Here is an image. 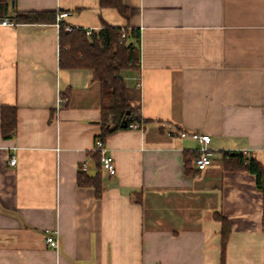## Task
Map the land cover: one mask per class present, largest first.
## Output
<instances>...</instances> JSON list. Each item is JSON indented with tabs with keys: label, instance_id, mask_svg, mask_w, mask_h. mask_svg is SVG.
I'll list each match as a JSON object with an SVG mask.
<instances>
[{
	"label": "crops",
	"instance_id": "obj_1",
	"mask_svg": "<svg viewBox=\"0 0 264 264\" xmlns=\"http://www.w3.org/2000/svg\"><path fill=\"white\" fill-rule=\"evenodd\" d=\"M123 2L128 17L100 0H15L94 32L140 29V69L125 74L141 80V126L106 137L116 171L102 170L101 196L77 181L82 164L97 171L94 70L60 65L57 22L0 25V264H264L263 193L224 165L229 151L264 163V0ZM3 106L17 108L9 137ZM204 145L211 164L187 166Z\"/></svg>",
	"mask_w": 264,
	"mask_h": 264
},
{
	"label": "trees",
	"instance_id": "obj_2",
	"mask_svg": "<svg viewBox=\"0 0 264 264\" xmlns=\"http://www.w3.org/2000/svg\"><path fill=\"white\" fill-rule=\"evenodd\" d=\"M103 7H116L125 17L129 9L123 0H100ZM11 17L16 22L56 23V11H19L11 9V0H0V19ZM126 36L122 39V34ZM141 32L139 28L104 26L98 32L88 35L86 29L74 27L68 30L66 23L60 22V65L64 68H92L95 80L100 84L101 137L105 141L118 129L130 128L132 123H141V91L137 85L129 84L125 72L140 69ZM139 76H137V80ZM2 135L11 136L17 127L16 106H3L1 112ZM113 124V126H112ZM200 150L185 151V163L196 161ZM224 165L228 170H248L256 177L257 188L263 193L262 224L264 228V163L256 157H248L245 152H226ZM228 156V159H227ZM96 173L90 175L80 167L78 184L92 186L97 196L103 192L102 164L98 152L93 153ZM187 167V171H188ZM198 169V168H197ZM199 170V169H198ZM216 217L223 223V246L231 231L229 219L221 213Z\"/></svg>",
	"mask_w": 264,
	"mask_h": 264
},
{
	"label": "built area",
	"instance_id": "obj_3",
	"mask_svg": "<svg viewBox=\"0 0 264 264\" xmlns=\"http://www.w3.org/2000/svg\"><path fill=\"white\" fill-rule=\"evenodd\" d=\"M68 15V12H62L58 14L57 17V25L60 27V22L64 19L65 16ZM17 22L12 19L11 17H3L0 19V25H15ZM66 27L68 30H73L74 26L70 25V24H66ZM86 32L88 35H91L94 30L92 28H88L86 29ZM126 36L125 33L122 34V39ZM137 86L141 87V80L137 82ZM58 101H61V98L59 96ZM141 126V123H132L130 125V128H139ZM192 136L197 139L199 142L201 143H206L209 141L210 139V135L209 134H203L200 132H193ZM200 155L197 157L196 161H195V165L199 170H204L208 165L211 164L212 162V152L208 149V147L206 145L201 146L200 147ZM93 153L98 152L100 155V161L103 167V170H106L110 173H114L116 171V163H115V158L112 155V153H110L109 148L106 146L105 141L103 140V138L101 136H98L95 144L92 148ZM16 156L13 155L10 160L9 163L12 165L16 164ZM81 168L83 170H87V165L86 164H82ZM46 242L49 244L50 247L53 248H57L59 246V241L57 239V232L56 231H47L46 234Z\"/></svg>",
	"mask_w": 264,
	"mask_h": 264
},
{
	"label": "water",
	"instance_id": "obj_4",
	"mask_svg": "<svg viewBox=\"0 0 264 264\" xmlns=\"http://www.w3.org/2000/svg\"><path fill=\"white\" fill-rule=\"evenodd\" d=\"M11 7L12 9L15 8V0H11Z\"/></svg>",
	"mask_w": 264,
	"mask_h": 264
}]
</instances>
